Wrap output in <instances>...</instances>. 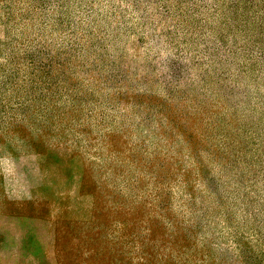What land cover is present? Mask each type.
<instances>
[{"label":"rangeland","instance_id":"374dc122","mask_svg":"<svg viewBox=\"0 0 264 264\" xmlns=\"http://www.w3.org/2000/svg\"><path fill=\"white\" fill-rule=\"evenodd\" d=\"M0 264H264V0H0Z\"/></svg>","mask_w":264,"mask_h":264}]
</instances>
